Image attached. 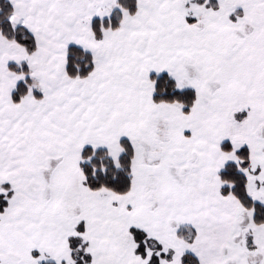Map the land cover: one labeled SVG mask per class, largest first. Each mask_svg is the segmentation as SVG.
I'll use <instances>...</instances> for the list:
<instances>
[{
  "label": "snow or ice",
  "instance_id": "1",
  "mask_svg": "<svg viewBox=\"0 0 264 264\" xmlns=\"http://www.w3.org/2000/svg\"><path fill=\"white\" fill-rule=\"evenodd\" d=\"M0 264H264V0H0Z\"/></svg>",
  "mask_w": 264,
  "mask_h": 264
}]
</instances>
